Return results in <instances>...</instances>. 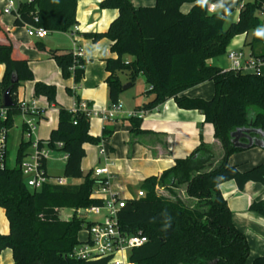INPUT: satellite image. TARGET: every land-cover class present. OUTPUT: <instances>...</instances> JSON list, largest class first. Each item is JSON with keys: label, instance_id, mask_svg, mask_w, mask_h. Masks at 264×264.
I'll use <instances>...</instances> for the list:
<instances>
[{"label": "trees", "instance_id": "trees-1", "mask_svg": "<svg viewBox=\"0 0 264 264\" xmlns=\"http://www.w3.org/2000/svg\"><path fill=\"white\" fill-rule=\"evenodd\" d=\"M31 1L20 2L16 27L32 25L49 33H68L77 26L78 0ZM156 3L153 7L137 8L130 0H104L100 7L118 10L119 18L105 33L84 34L95 43L108 39L112 53L117 55L105 61L110 104H118L124 92L120 75L126 76L133 86L143 76L150 88L146 94L152 100L144 103L141 110H154L173 99L180 109L200 111L205 123L213 126L214 138L221 143L224 154L220 163L210 169L214 154L201 139L189 157L175 160L172 168L141 183L145 197L127 200L119 212L122 231L127 235L142 232L148 238L147 244L130 252L129 263L247 264L251 253L247 238L236 228L220 187L228 181H235L240 191L250 182L264 186V165L247 172L229 165L230 157L242 152L232 145V132L248 128L264 133V76L258 72L225 71L211 67L209 61L225 55L235 36L253 34L247 44L251 58L264 63V53L260 51L264 46V30L259 17L264 14V0L247 3L223 0L221 10L216 13L209 12L206 0H156ZM186 4L192 7L183 13ZM237 10L238 21L225 29L228 18ZM32 46L55 61L63 80L73 77L76 86L82 82L86 61L77 60L73 50H50L43 42ZM126 56L132 61L127 62ZM0 65L5 68L0 96L10 89L14 101L5 120H0V128L12 130L16 117L22 114L19 89L35 79L28 59L16 52L15 41L2 22V12ZM206 82H213L215 87L211 101L182 96ZM67 92L74 94L71 89ZM34 96L45 97L59 109L58 126L47 143L53 151L67 156L63 178L83 179L84 146L100 145L102 140L90 134V121L85 115L73 114L58 104L56 86L36 82ZM131 121H135L133 133H142L141 120ZM104 132V138L109 139L112 130ZM251 136L264 141V136L254 133ZM58 143L63 144L62 149H58ZM30 149V143L22 142L15 166H9L7 154L6 166L0 168V208L5 211L10 228L9 234L0 233V253L11 250L15 264H109V259L79 262L70 258L80 244V233L91 225L78 216L77 210L104 204L92 197L98 184L92 172L80 185L49 183L31 190L21 170ZM157 188H163L168 196L158 194ZM63 209L75 210L70 221L60 218ZM249 210L264 216V202H253ZM252 264H264V255Z\"/></svg>", "mask_w": 264, "mask_h": 264}, {"label": "crops", "instance_id": "crops-1", "mask_svg": "<svg viewBox=\"0 0 264 264\" xmlns=\"http://www.w3.org/2000/svg\"><path fill=\"white\" fill-rule=\"evenodd\" d=\"M102 1L104 0L77 1L76 19L79 31L75 33L54 32L48 33L44 39H37L28 36L26 27H16L15 17L6 18L2 21L5 29L15 41L17 54L28 59L29 66L34 74L35 80L33 82H27L20 87L19 100L35 102L37 107L44 110L46 114L38 122L37 131L31 138H28L23 132L24 118L22 116L16 117L12 127L13 138L10 136L12 130L9 131L8 135L9 146L7 154L9 163L11 162L10 146L16 152L15 162L22 142H28V144L35 140L47 142L51 132L58 126L59 109L50 105L45 97L36 98L34 96L36 82L56 86L57 102L67 110H72L79 101L88 102L91 106L98 109L110 106L108 83H106L108 73L105 61L110 58H117V55L114 52L112 53L111 42L108 39H102L95 43L93 40L84 37V34L87 33L107 32L112 23L119 18L118 10L102 9L100 7ZM249 1L253 0H244L246 3ZM130 2L137 8L153 7L157 4L156 0H130ZM206 2L209 5V0H206ZM222 2L223 0L221 1V6L218 7L219 11L222 8ZM191 7L190 4L184 5L182 12L188 13ZM238 17L239 10L236 21H238ZM249 35L253 36V34L243 35L245 39L243 40V45L251 42V40L248 42ZM37 42H43L50 50L65 49L73 50L74 52L76 46L81 47L84 51L83 60L86 61L82 82L76 86L73 77L63 80L61 70L55 61L32 46ZM236 48H239V44L234 41L228 47L227 53L237 51L238 49ZM260 49L264 53V46L260 47ZM125 60L130 62L132 58L127 57ZM209 64L211 67L215 66L213 60H210ZM263 68L264 63L259 66V72L264 76V73H262ZM4 71V66L0 65V80L4 76ZM247 73L255 72L251 70ZM140 77L145 80L143 76ZM120 78L122 80L121 75ZM124 80L126 81L123 82L124 84L130 83L127 78ZM68 89H71L74 94L69 95ZM149 89V87L143 89V94L132 97V102L126 109L120 99L119 104L122 109L115 119L103 122L99 118H94L90 122V134L95 138H100L106 149H108L111 165L107 167L110 172L112 189L125 199L136 197L125 183L128 177L134 175V172H136L135 175L138 174V184L141 186L145 179L151 176H160L165 170L172 168L175 160L189 157L201 144V139L214 154V159L209 165L210 169L220 163L224 154L221 143L214 138L213 126L205 123V117L200 111L180 109L177 102L173 99L166 101L154 110H141L140 108L144 103L146 104L152 100L151 96L146 95ZM125 93L126 90H124L123 94ZM214 95L215 87L213 82L203 83L182 94V96L189 98H201L210 101ZM137 118L141 120L142 133L134 134L132 130L135 121L131 120ZM109 130H112V133L109 139H105L104 131ZM87 145L84 146L86 148V157L82 162L84 174H89L98 166H106L99 153V145H94L91 149ZM59 152L62 153V156L58 160L63 161L65 166L67 156L63 152L54 151L52 154ZM31 154L32 150L30 149L29 155ZM47 162L46 171L48 176L52 180H55V178L64 179L63 177L51 176L48 172ZM229 165L237 167L241 172L251 171L259 165H264V148L256 146L237 152L230 157ZM64 180L65 185H71L70 181H76ZM77 181L79 183H72V185H80L83 179H77ZM182 190L184 192V188ZM220 190L227 200L236 228L247 238L251 252L247 264H252L256 258L264 255V216L251 212L249 207L253 202H264V186L250 182L246 184L243 191H240L235 181H228L221 185ZM60 218L62 219L61 213ZM62 220L65 221L64 219ZM9 232V222L5 211L0 208V233L7 235ZM0 264H15L11 250L7 249L0 253ZM127 264L131 263L128 261Z\"/></svg>", "mask_w": 264, "mask_h": 264}, {"label": "built area", "instance_id": "built-area-1", "mask_svg": "<svg viewBox=\"0 0 264 264\" xmlns=\"http://www.w3.org/2000/svg\"><path fill=\"white\" fill-rule=\"evenodd\" d=\"M6 7L3 9V13L7 15H13L15 18L20 17L18 0H6ZM31 0H27V3H31ZM210 13L217 12V6H208ZM28 36L37 39H44L48 35V31L43 28H37L32 25H26ZM77 26L73 27L69 32H78ZM74 50V57L83 59L84 51L81 47L76 46ZM229 60L232 62V69L247 73L251 70L259 72V66L261 62L254 60L251 57H246L244 53L230 52L228 55ZM1 103L2 98L0 96ZM20 116L24 118L23 132L31 138L37 131V125L40 120L43 119L45 111L38 108L35 102H26L19 100ZM121 105L110 104L108 108L98 109L91 106L88 102L79 101L72 110H69L73 114L81 113L85 115L91 122L94 118H99L103 122L113 120L121 112ZM9 108H5L4 105H0V120H5L7 117ZM76 124V123H75ZM9 129L0 128V168L4 169L6 166V156L8 148V135ZM32 154L27 157L21 166L22 174L27 184V187L31 190H39L45 184L53 183L58 185H65L64 179L52 180L46 171V162L49 159L52 152H54L47 142H41L35 140L30 143ZM58 149L63 148L62 143L56 145ZM99 153L104 161L105 167L98 166L92 171V178L98 182L93 191V198L103 200L104 204L101 207H90L88 209L77 210L79 217L84 218L88 215L100 216V220L90 222L84 228L85 237L80 240V244L70 254V258L73 261L90 262L99 259H109V264H127L129 261V253L134 249H140L148 243V238L143 233H137L134 235H127L122 231L119 223V212L123 209L127 203V200L120 197L113 191L111 186L110 172L107 166H110L108 157V149H106L103 142L99 145ZM144 191H139L135 199L144 198ZM132 199V198H131ZM104 212V215L102 214ZM86 221L87 219L84 218Z\"/></svg>", "mask_w": 264, "mask_h": 264}, {"label": "rangeland", "instance_id": "rangeland-1", "mask_svg": "<svg viewBox=\"0 0 264 264\" xmlns=\"http://www.w3.org/2000/svg\"><path fill=\"white\" fill-rule=\"evenodd\" d=\"M18 1L24 2L27 0H18ZM221 1L222 0H209V5L210 4L218 5L217 6V12H218L219 11L218 7L221 6ZM6 4H7L6 0H0V12H2V21L5 20L6 18L14 17L13 15H7V14L3 13V9L6 7ZM237 16H238V10L236 12H234L228 18L227 23L225 24L224 28L227 29L232 22H235ZM259 17L263 23V27L261 28V30L263 31L264 30V14H260ZM252 38H253V36L249 35L248 42L250 40H252ZM243 40H245L243 35L235 36L232 39L231 43H233L234 41L238 42L239 48H236L238 50L235 52H237V53L242 52L248 58V57H250V48L247 45L248 43L243 45ZM227 52H228V49H227ZM229 53H226L223 56H220L218 58L213 59V62L215 64L214 67H218V68L223 69V70L232 69V62L228 58ZM125 58H127V56ZM262 73H264V68H263ZM121 76H122V81L126 82L124 80L126 78V76H124V75H121ZM148 87L149 86L147 85L145 80L142 77H138L134 86H132L131 88L126 90V93L125 94L122 93V95L120 96V99L122 100L121 102H123V107L126 109L129 106V104L132 102L131 101L132 97L143 94V91H144L143 89H146ZM10 136L13 138V130H12V133ZM87 146L89 149H91L94 145L88 144ZM9 151H10V155H11L10 157H11V162H12V163L11 162L9 163V166L12 167L15 164L14 157H15L16 152H15V149L12 148V146H10ZM61 156H62V153H60V152L54 153V154L51 153L50 158L47 162L48 167H49L48 172L53 177H60V178L63 177L64 162L58 160V158H60ZM135 173L136 172H134V175H132L131 177H128V179H126V181L125 180L124 181L126 183V186L130 188L131 193H133L135 196H137L138 191H141L142 188L138 184V174L135 175ZM86 176H87V174H84L83 179ZM69 183L72 185V183H79V182L78 181H70ZM157 190H158L157 191L158 194L163 195V196H168V193L163 188H158ZM74 214H75L74 209H63V210H61V217L65 221H70L73 218ZM102 214L104 215V212H102ZM84 218H86L88 222H94V221L100 220L101 215L100 216L88 215V216H85ZM84 231H82L79 235L80 240L84 239V237H85Z\"/></svg>", "mask_w": 264, "mask_h": 264}, {"label": "water", "instance_id": "water-1", "mask_svg": "<svg viewBox=\"0 0 264 264\" xmlns=\"http://www.w3.org/2000/svg\"><path fill=\"white\" fill-rule=\"evenodd\" d=\"M15 81H13L14 83ZM132 86L131 83L123 85V90H127ZM11 90L8 89L3 97V105L5 108H12L14 106V101L11 98ZM251 133L257 134L258 136H264L261 130H250L248 128H240L231 133V143L232 145L241 150H248L254 146L264 148V141L251 136Z\"/></svg>", "mask_w": 264, "mask_h": 264}]
</instances>
